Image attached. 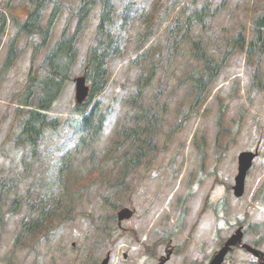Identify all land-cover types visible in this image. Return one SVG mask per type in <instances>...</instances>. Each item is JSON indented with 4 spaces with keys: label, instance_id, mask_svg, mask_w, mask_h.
Returning a JSON list of instances; mask_svg holds the SVG:
<instances>
[{
    "label": "rangeland",
    "instance_id": "374dc122",
    "mask_svg": "<svg viewBox=\"0 0 264 264\" xmlns=\"http://www.w3.org/2000/svg\"><path fill=\"white\" fill-rule=\"evenodd\" d=\"M60 1L64 6L52 32L51 45L61 36L67 17L70 18L67 9L75 11L79 2ZM118 1L121 3L118 11H121L130 0ZM209 1L216 11L214 18L205 28L195 26L185 38L179 35L180 41L175 45L174 37L169 40L162 26L170 24L181 11L177 12L178 8L173 5L164 11L165 0L146 1L139 16L149 18V25L157 33L161 31L153 43L143 41L145 48L154 46L152 58L142 62L143 68L139 64L131 66L132 57L137 55L140 17L129 30L125 54L111 64V84L104 105L113 106L95 156L89 159L84 151L73 156L70 172L64 179L68 186L54 183L52 174L53 160L69 147L67 131L63 144L55 145V139H51L53 145L48 155L53 156L46 158L42 168L35 156L15 142L20 126L16 122L14 94L27 80L34 51L26 35L18 38V61L8 74H0V196L5 201L1 209L5 213L1 215L0 264H92L104 259L109 251L110 264H158L169 253L168 264H206L239 227L246 232L245 242L252 246L264 237V91L257 94L251 88L257 65L264 82V56L259 64L257 57L248 61L246 48L236 47L232 41L240 33L247 39L251 37L254 18L264 13V0ZM19 3L15 1L12 8L25 19L27 14ZM158 4L163 10V21L151 18L156 15L153 8ZM51 11L52 4L46 8L43 26ZM76 23L77 17H72L71 33ZM96 25L94 19L89 20L78 42L80 59L78 55L73 71L75 78L83 75L81 62L93 42ZM16 30L13 23L9 24L0 46L1 73ZM201 39L208 54L217 61L225 51H230L229 57L219 77L210 85L204 103L183 122L193 98L190 83L183 79L189 73L203 70L194 46ZM43 56L42 52L36 58V67ZM152 61L157 63L156 76L146 85ZM139 81L142 86L146 85L145 104L153 105L157 93L165 110H161L162 104L156 105L160 112V126L155 124L158 135H152L156 137V145L149 148L140 166L120 172L123 161L118 156L126 147L122 145L120 153L112 151L117 139L125 138L119 134L120 127L131 124L125 113L128 109L125 102ZM75 105V83L71 82L59 98L54 116L62 121L70 118ZM180 127L168 142V134ZM256 149L259 156L247 176L245 195L237 198L233 187L239 154ZM47 181L52 182L47 187V190L51 188L48 191L51 197L46 199L47 208L53 206L48 212H51L49 223L16 243L30 205L25 200L15 213L8 212V206L16 195L45 191L43 184ZM259 191L262 193L255 198ZM107 197L117 205L115 208L107 204ZM124 207L135 209V215L110 239H106L110 230L102 234L86 217L92 214L95 220L100 218V223H106V219ZM217 223H220L218 227ZM256 226L261 227L255 232L250 230ZM100 239L99 247L95 241ZM256 248L264 252V242ZM124 253L129 256L126 260ZM249 261H256V257L244 249H235L224 264Z\"/></svg>",
    "mask_w": 264,
    "mask_h": 264
},
{
    "label": "trees",
    "instance_id": "16d2710c",
    "mask_svg": "<svg viewBox=\"0 0 264 264\" xmlns=\"http://www.w3.org/2000/svg\"><path fill=\"white\" fill-rule=\"evenodd\" d=\"M15 1H19L21 6H25L28 12L27 19L22 20L18 17L15 9L12 8V4ZM144 1L139 3L138 0H135L134 4L135 6L140 4L138 8H142ZM53 3L54 8L49 16L47 26L44 27L42 20L46 7ZM165 4L181 6L180 15L174 16V23L168 25V29L165 32L166 35L169 34V40L172 36L174 37V45L180 41V38L187 37L195 26L202 25L205 28L214 18V14H216L209 0H203L202 3H200V0H165ZM98 6H100L99 23L93 43L87 49L86 55L81 62L82 74L87 78L90 94L85 103L74 106L71 113L72 117H70L71 120L62 121L59 117L52 116V113L55 111L58 100L67 84L74 82L73 71L79 55L77 44L87 21ZM157 6L159 4L155 7ZM0 8L2 9L0 11V44L8 20L13 21L17 25L18 35L16 38H19L23 33H28L35 44L33 45L31 42L34 51L32 54V67L26 84L18 93L14 94V102L16 101L15 103H17L16 122L20 126L15 142L22 144L30 154L33 153L37 161L41 163L42 168L43 164L46 163V158L53 156V154L48 155L53 145L51 139H55V145L63 144L65 132L69 131V142L76 137V144L79 148L85 149L84 156L86 157V152L88 151L89 153L90 148L97 143L103 133V124H105L104 112H111L110 107L113 105H104L105 97L109 91L108 87L111 84V64L115 58H121L128 49L129 30L135 20L140 18L139 10L134 11L136 7L129 5L116 16L114 0H81L75 11L71 9L70 18L67 17L66 25L60 38L45 53L42 62L36 67L34 64L35 59L49 45L53 27H55L62 11V3L59 0H0ZM153 16L154 20L155 17H157L156 20L163 17L161 13L151 15V17ZM72 17L78 18L73 33L69 32ZM159 33L149 25V18L145 19L143 15L141 31L138 34L137 55L132 57L131 66L139 64V68H143L142 62L152 58L154 46L151 47V45L145 48L143 41L144 43L154 42L156 35ZM179 35H181L180 38ZM38 40L40 41L37 42ZM232 41L235 46L246 48L248 58H254L257 55L261 57L264 53V15L253 20L252 36L248 41L242 33L234 37ZM194 46L196 47L195 56L202 62L203 70L189 73L183 79L190 83V89H192L193 93L190 111L188 109L187 112L189 113L185 118L189 117L194 110L202 105L210 85L219 77L230 52L226 51L223 53L221 59L217 61L205 49L204 39L194 42ZM18 57L17 44L14 38L9 45L7 55L1 66L3 76H5V73H9ZM151 64L153 68L151 73L147 75L146 85L151 84V80L156 76L157 63L152 61ZM145 73L146 69L144 68ZM259 73V68H256L254 86L257 92L264 90V84ZM140 85L139 81L134 92L128 96L125 102L128 108L125 113L130 117L129 122L131 124H125L120 127L119 134L125 138L117 139L112 151L119 152L121 151V146L125 145L126 148L118 159L124 161L122 168L126 172L138 166L140 164L139 160L144 157L149 148L156 145L159 129L155 128V124L160 126V112L156 110V105L162 104L160 94L156 93L153 105H147L144 97L146 85ZM161 110H165V104H162ZM181 128L174 129L168 134V142L172 140L174 134ZM153 134L156 137L152 136ZM44 152H47V156H44ZM53 161H55L52 169V174L55 177L53 182H61L58 184L68 186V182L64 179L66 178L69 162L65 163L61 159L58 160V158ZM51 181L43 184L45 191L33 195L29 194L30 199H32L30 201L31 214L34 213L35 215V218H31L24 226V231H30L29 236L50 221L51 212H46L48 204L46 199L50 197L48 191L51 188L47 190V187L49 183L52 184ZM4 187L7 186L4 185ZM69 189L67 188V190ZM14 202L16 204L21 202L18 200V195H16ZM93 223L98 224V221H93ZM254 230H258V227L254 228ZM258 244L259 242H256L257 246Z\"/></svg>",
    "mask_w": 264,
    "mask_h": 264
},
{
    "label": "water",
    "instance_id": "95a60500",
    "mask_svg": "<svg viewBox=\"0 0 264 264\" xmlns=\"http://www.w3.org/2000/svg\"><path fill=\"white\" fill-rule=\"evenodd\" d=\"M88 95V87L86 86V80L84 77H80L76 80V97L79 103L83 102ZM254 155L251 153H242L240 155V173L237 177V186L235 188L236 195L241 196L243 194L244 190V182H245V176L250 168L252 161H253ZM130 213L128 211H123L120 213L119 217L120 219H123L127 216H129ZM242 232L241 230H238L225 244V246L222 248V250L215 256V258L212 260L210 264H222L226 254L230 250L231 246H238V247H245L249 251L253 252L255 255H257L259 258H262L263 255L249 247L248 245H244L242 243ZM263 259V258H262ZM108 259L104 261L103 264H107ZM264 264V261H263Z\"/></svg>",
    "mask_w": 264,
    "mask_h": 264
}]
</instances>
